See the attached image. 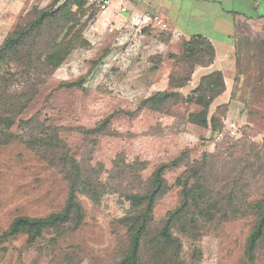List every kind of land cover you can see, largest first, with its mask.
Listing matches in <instances>:
<instances>
[{"label":"rangeland","instance_id":"obj_1","mask_svg":"<svg viewBox=\"0 0 264 264\" xmlns=\"http://www.w3.org/2000/svg\"><path fill=\"white\" fill-rule=\"evenodd\" d=\"M66 1L0 0V45L22 17ZM71 7L76 17L68 38L78 34L79 46L20 118L56 126L70 156L84 169V179L99 177L107 187L97 200L79 193L85 210L80 228L48 229L33 244L26 234L4 239L0 264H120L127 249L120 220L131 208L125 192L136 186H129L133 174L144 181L134 190L144 192L157 167L183 157L164 173L166 187L153 212L154 226L159 227L180 203L179 178L205 155L210 181L219 187L234 177L243 206L228 220L204 223L201 238L175 230L183 242L185 264H264V241L254 262L246 256L256 222L251 202L264 196V81L255 77L258 71H239L235 81L228 72L233 84L212 98L208 125L203 126L191 116L203 110L198 99L205 93L199 85L205 75L218 74L199 69L183 87H173L172 76L178 83L189 74L184 41L152 23L124 21L87 4ZM206 96L210 100L209 93ZM39 122L31 129L18 122L12 130L18 136L37 134ZM117 165L130 166L132 174L118 171ZM64 172L19 139L0 145V235L18 216L46 217L61 211L70 192Z\"/></svg>","mask_w":264,"mask_h":264},{"label":"trees","instance_id":"obj_2","mask_svg":"<svg viewBox=\"0 0 264 264\" xmlns=\"http://www.w3.org/2000/svg\"><path fill=\"white\" fill-rule=\"evenodd\" d=\"M74 3L86 4L84 0H67L56 8L38 10L31 18L22 17L14 31L0 45V145L16 139L21 140L37 150L44 160L52 165L62 166V169L66 170L64 173L70 187L66 204L61 211L46 217H16L9 229L0 235V245L4 239L19 234H26L27 241L33 244L48 229L60 232L66 227L71 230L80 228L85 210L79 193L86 192L97 200L101 197V189L107 187L99 177L84 179V169L70 156L56 126L40 123L34 118H20L47 79L70 52L79 46L78 34L68 38L74 28L70 23L76 17L71 7ZM182 47L185 67H188L189 74L182 77L178 83L172 76L171 85L175 88L183 87L191 80L197 65L208 66L215 59L213 44L202 36L185 40ZM217 74L216 78L213 74L205 75L199 85V91L205 93L198 99L203 110L191 116L193 121L203 126L208 125V106L212 98L226 88L223 73L217 71ZM206 93L210 95L208 101ZM172 95L174 93L165 97ZM215 120L217 118L213 117V128L217 129ZM18 122L30 129L39 122V132L34 134L36 132L32 131L18 136L12 130ZM58 149L62 153L59 157ZM182 160L183 157H180L157 167L145 182L144 192L134 190L135 187L140 189L141 182L144 181L138 174H133L135 178L129 186H136L133 190L125 192L131 208L120 220L127 233V249L120 264H185L182 254L183 242L175 234V230L182 235L198 239L204 235L200 234L204 223L225 221L241 213L244 198L238 195L240 183L234 177H229L224 179L219 187L214 185L207 173L209 161L205 155L183 172L178 180L181 187L179 205L168 212L161 226L155 227L153 212L158 195L166 187L164 173L168 167L178 166ZM116 168L118 171L123 170L125 174H132L128 165H117ZM251 208L256 222L247 241L246 256L249 261L254 262L258 248L264 241V196L251 202Z\"/></svg>","mask_w":264,"mask_h":264},{"label":"crops","instance_id":"obj_3","mask_svg":"<svg viewBox=\"0 0 264 264\" xmlns=\"http://www.w3.org/2000/svg\"><path fill=\"white\" fill-rule=\"evenodd\" d=\"M124 21L152 23L162 15L174 40L202 36L215 48V59L199 69L225 74L226 86L239 71H258L264 81V0H130ZM109 15H111L109 13ZM154 26H157L153 23ZM233 84V82H231ZM249 85V83H248Z\"/></svg>","mask_w":264,"mask_h":264},{"label":"built area","instance_id":"obj_4","mask_svg":"<svg viewBox=\"0 0 264 264\" xmlns=\"http://www.w3.org/2000/svg\"><path fill=\"white\" fill-rule=\"evenodd\" d=\"M87 5L91 6L99 13H110L123 18L130 11V0H84ZM152 24L155 23L162 30L168 29V24L160 14H154L150 18ZM154 25V24H153Z\"/></svg>","mask_w":264,"mask_h":264}]
</instances>
